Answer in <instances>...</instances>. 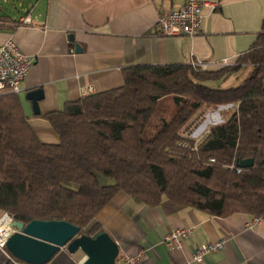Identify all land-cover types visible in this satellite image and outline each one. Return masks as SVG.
<instances>
[{
    "label": "trees",
    "instance_id": "16d2710c",
    "mask_svg": "<svg viewBox=\"0 0 264 264\" xmlns=\"http://www.w3.org/2000/svg\"><path fill=\"white\" fill-rule=\"evenodd\" d=\"M1 2L2 21L10 16ZM246 69L241 82L221 86ZM123 78L120 87L45 114L57 144L37 138L18 94L0 93V210L25 223L64 220L93 235L101 229L91 225L96 214L124 191L139 204L168 198L214 216L264 219V23L234 64L216 71L135 64ZM225 105L236 107L196 142L199 117ZM245 158L252 166L237 171ZM97 174L113 183L100 184Z\"/></svg>",
    "mask_w": 264,
    "mask_h": 264
},
{
    "label": "crops",
    "instance_id": "0c3cea01",
    "mask_svg": "<svg viewBox=\"0 0 264 264\" xmlns=\"http://www.w3.org/2000/svg\"><path fill=\"white\" fill-rule=\"evenodd\" d=\"M185 1L35 0L23 14L14 17L7 12L10 17L0 20V44L12 39L34 61L21 81L18 97L37 138L57 144L59 137L43 116L85 94L122 86L123 68L199 60L206 70L216 71L224 66L223 61L234 64L255 43L264 23V0H206L217 6L201 9L199 34H159L158 18ZM23 4L20 1L14 7ZM23 16L31 24H22ZM75 43L81 52H75ZM35 88L42 91L37 113L25 98V92ZM207 113L197 120L201 124L194 134L209 127H204ZM3 216L0 210V219ZM94 223L116 241L117 264H128L126 255L141 252L138 264H264V219L256 221L243 212L214 216L168 198L150 206L118 191L96 214ZM186 227L193 228L191 235L180 248L168 249L163 237L172 229ZM220 239L224 240L221 249L198 263L191 261L200 244ZM58 253L45 264H77L84 256L71 255L64 248ZM8 263L7 250L0 248V264Z\"/></svg>",
    "mask_w": 264,
    "mask_h": 264
},
{
    "label": "water",
    "instance_id": "95a60500",
    "mask_svg": "<svg viewBox=\"0 0 264 264\" xmlns=\"http://www.w3.org/2000/svg\"><path fill=\"white\" fill-rule=\"evenodd\" d=\"M73 41V35H68ZM75 52L82 49L78 43ZM42 97L39 88L25 92L34 112L37 113V102ZM253 164L252 158L237 159L235 165L247 169ZM11 231L6 235L4 246L8 254L22 264H45L61 249L73 254L80 250L84 256L77 264H117L119 248L116 241L104 230L99 229L93 235L87 232L80 234V228L64 220H11Z\"/></svg>",
    "mask_w": 264,
    "mask_h": 264
},
{
    "label": "built area",
    "instance_id": "2783aa9c",
    "mask_svg": "<svg viewBox=\"0 0 264 264\" xmlns=\"http://www.w3.org/2000/svg\"><path fill=\"white\" fill-rule=\"evenodd\" d=\"M216 6L217 3L215 1L186 0L181 7L162 14L158 18V32L159 34L164 36L197 35L201 31V9L203 7L215 9ZM19 21L25 25L31 24V20L28 16L20 17ZM33 63V59L29 57L24 51H22L12 39H7L3 43H1L0 93L9 92L18 94L21 90V81L26 77L29 70L33 66ZM189 63L193 67H205V64L199 60H191ZM221 64L224 66L228 65L227 61H223ZM225 106L231 109H234L236 107L235 105ZM226 107L224 109H226ZM224 109L217 110L221 111ZM207 132L208 128H204L203 130L198 131L195 134L193 133L196 142L201 141ZM241 169L242 168L237 167V171H240ZM4 216H8L10 221L12 220V217L8 214L4 213ZM255 220L257 221L259 220V218L255 217ZM192 231V227L172 229L163 237V243L168 249L180 248L182 240L188 238L191 235ZM2 232L3 231L0 230V248L4 249V241L7 234L3 236ZM223 245V239L210 243L200 244L192 254L191 261L198 263L206 254L221 249ZM140 254L133 256L126 255L124 257V260L128 264H138ZM8 257L13 264H21L9 254Z\"/></svg>",
    "mask_w": 264,
    "mask_h": 264
},
{
    "label": "rangeland",
    "instance_id": "374dc122",
    "mask_svg": "<svg viewBox=\"0 0 264 264\" xmlns=\"http://www.w3.org/2000/svg\"><path fill=\"white\" fill-rule=\"evenodd\" d=\"M34 1L35 0H23V3H24L23 6L17 5V7H16L17 9L14 6H12V3H13L12 0H3V2H1V3H3V5L5 7V10L9 14H11V16L16 17V16H18L20 14L25 13L26 9H28L31 5H33ZM14 4H16V3H14ZM247 74H249V69L241 70V71L233 74L227 81H225L223 84H221V86L222 87H228V86H231V85H236L239 82H241L242 79ZM225 107L226 106H219L218 108L208 109V113H207L206 118H205V121H204V125H205L204 127L209 126V124H211L213 122H219V121H221L222 118H223V116L225 115V111L231 109V108H227V107H226V109H224ZM228 107H232V106H228ZM217 109H224V110L219 111ZM209 110H215V111H213V113H215V114H212V112H209ZM209 113H211V114H209ZM208 115H209V117H208ZM97 176H98V179H99L100 184L106 185V184H112L113 183V180L111 178H108V177L103 176L101 174H97ZM65 251L67 252L66 249H65ZM56 254L58 255L59 253L57 252ZM81 254H82V252L80 250H77L75 253H73L71 255L79 256ZM116 262L118 263V256L116 258Z\"/></svg>",
    "mask_w": 264,
    "mask_h": 264
},
{
    "label": "bare ground",
    "instance_id": "6f19581e",
    "mask_svg": "<svg viewBox=\"0 0 264 264\" xmlns=\"http://www.w3.org/2000/svg\"><path fill=\"white\" fill-rule=\"evenodd\" d=\"M9 223H10V219L8 216H3L0 219V230L3 231L2 232L3 236H5L6 234H8L11 231Z\"/></svg>",
    "mask_w": 264,
    "mask_h": 264
}]
</instances>
